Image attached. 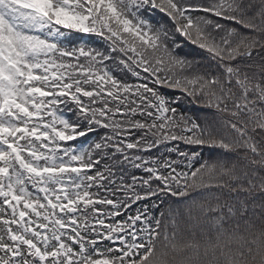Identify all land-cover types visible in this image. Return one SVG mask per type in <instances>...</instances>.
Masks as SVG:
<instances>
[{
    "label": "snow or ice",
    "instance_id": "6c2138e0",
    "mask_svg": "<svg viewBox=\"0 0 264 264\" xmlns=\"http://www.w3.org/2000/svg\"><path fill=\"white\" fill-rule=\"evenodd\" d=\"M0 264H264V0H0Z\"/></svg>",
    "mask_w": 264,
    "mask_h": 264
},
{
    "label": "trees",
    "instance_id": "16d2710c",
    "mask_svg": "<svg viewBox=\"0 0 264 264\" xmlns=\"http://www.w3.org/2000/svg\"><path fill=\"white\" fill-rule=\"evenodd\" d=\"M186 52H195V49L192 48L191 46H186L185 48ZM175 95H180L179 92L175 93ZM179 108L182 112H185L188 115H192V116H203L205 113L202 111L201 107L196 105V104H188L187 101H183L180 105ZM170 147L172 145H169ZM181 148H184L185 146L183 144L179 145ZM164 149H160V152H163ZM155 152V150H154ZM205 154L208 153V149H204ZM157 155H159L160 153H156ZM173 158H175L173 156Z\"/></svg>",
    "mask_w": 264,
    "mask_h": 264
}]
</instances>
